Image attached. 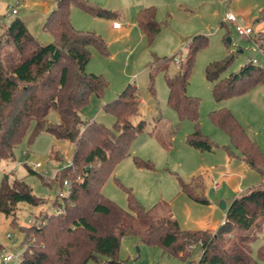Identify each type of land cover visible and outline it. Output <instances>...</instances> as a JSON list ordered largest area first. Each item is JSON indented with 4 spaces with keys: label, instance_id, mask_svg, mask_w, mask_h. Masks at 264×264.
I'll list each match as a JSON object with an SVG mask.
<instances>
[{
    "label": "trees",
    "instance_id": "1",
    "mask_svg": "<svg viewBox=\"0 0 264 264\" xmlns=\"http://www.w3.org/2000/svg\"><path fill=\"white\" fill-rule=\"evenodd\" d=\"M54 2L43 23L44 29L53 36L52 41L40 42L20 17L11 20L0 33V165L15 161V148L31 123L29 143L46 131L75 144L71 155L73 166L60 170L53 179L63 184L64 179L69 178L71 193L63 199L57 194L51 200L55 207L53 212L19 227L24 233L25 245L20 264H86L90 258L97 264H123L118 255L121 240L139 234L140 226H143L144 242L161 246L169 255L183 259L185 264H261L253 254L251 243L252 233L261 228L264 220L263 182L235 196L223 221L214 229L183 227L173 214L155 217L130 189L129 209L104 194L103 184L117 164L130 154L133 139L145 128L144 119L133 122L140 114L138 86L128 82L115 98L104 103L103 108L115 117L113 127L85 119L83 109L91 96L102 97L109 87L103 74L87 70L91 49L95 47L107 53L108 46L101 34L73 25L72 6L97 17L115 19L116 12L89 0ZM135 21L150 43L161 31L155 5L142 7ZM207 42L204 34L191 38L177 72L166 73V83L168 104L176 110L179 120L189 119L195 124L194 131L187 135V142L211 151L213 145L199 126L200 99L187 91L197 51ZM176 55L177 52L170 57L154 54L148 66L151 80L163 70L161 62ZM232 58L233 53L229 52L206 67V76L212 82L213 94L219 103L264 83V66L252 60L243 64L239 71L221 77ZM51 110L59 114L57 123L48 119ZM209 114L213 123L229 135L245 162L263 172L262 151L232 110L221 106ZM134 161L141 168L153 167L149 160L136 155ZM179 180L181 190L189 197L209 203L203 173L193 175L189 181ZM45 201L13 170L4 171L0 183V211L12 216V224H16L20 202L40 205ZM197 246L201 247V254L193 260L191 257ZM4 247L0 244V256L10 250ZM261 251L260 257H264V249Z\"/></svg>",
    "mask_w": 264,
    "mask_h": 264
},
{
    "label": "rangeland",
    "instance_id": "2",
    "mask_svg": "<svg viewBox=\"0 0 264 264\" xmlns=\"http://www.w3.org/2000/svg\"><path fill=\"white\" fill-rule=\"evenodd\" d=\"M89 1L116 12V16L115 19L97 17L72 6L73 25L78 29L96 31L108 46L107 53H101L95 47L91 49L87 70L103 74L109 81V87L104 96H91L83 109V117L113 127L115 117L103 105L132 82L138 86L141 98L140 114L133 118V122L138 123L141 119L146 122L144 130L133 139L130 154L117 164L114 173L103 184L104 194L124 209H129L130 189L155 217L173 213L186 228H203L207 222L210 227L218 226L225 215L220 202L223 200L229 204L248 186L264 183V169L261 172L245 162L240 151L233 147L229 135L213 123L209 112L221 106L231 109L257 141L264 158V83L250 91L235 93L219 103L214 97L212 82L206 76V67L229 52L233 53V58L221 77L239 71L243 64L254 58L256 65L264 66V0ZM53 5L54 0H0V33L11 20L20 17L40 42L52 41L53 36L43 27V19ZM149 5L157 7V19L162 24L161 31L151 43L135 21L137 12ZM12 8H17V13H11ZM229 11L235 13L240 22L250 24L253 33L240 35L234 24L225 20ZM113 19L121 22L122 29L112 28ZM197 34H204L208 42L197 51L187 91L200 99L199 126L213 145L211 151L187 142V135L194 131L195 124L189 119L180 121L176 110L168 104L166 73L175 74L180 60L162 61L163 70L152 80L147 70L154 54L170 57L177 52L176 57L181 59L187 52V42ZM48 119L57 123L58 112L51 110ZM32 127L33 123L15 148V161L8 162L6 167L4 163L0 165V183L4 169L13 170L32 187L35 195L47 202L40 205L20 202L15 225L12 224V216L0 211V244L11 252L25 248L21 225L37 222L45 213L55 210L51 200L57 196L62 184L53 179L60 169L59 161L70 157L75 149L74 143L46 131L29 143ZM135 155L149 160L153 167H138ZM37 162L42 166L35 167ZM199 173L206 177L205 195L209 199L206 204L189 197L180 186L179 178L189 181ZM214 180L221 184L218 192L211 186ZM139 231V234L121 240L118 255L123 264H185L183 259L169 255L161 246L144 242L141 237L143 226ZM9 232L12 237L8 236ZM252 235L253 254L264 264V257H260L261 249H264V220L261 228ZM200 254L201 247L197 246L191 258L197 260ZM86 264L97 263L90 258Z\"/></svg>",
    "mask_w": 264,
    "mask_h": 264
},
{
    "label": "built area",
    "instance_id": "3",
    "mask_svg": "<svg viewBox=\"0 0 264 264\" xmlns=\"http://www.w3.org/2000/svg\"><path fill=\"white\" fill-rule=\"evenodd\" d=\"M17 8H12L11 9V13H17ZM225 20L232 22L237 30V32L240 35H245V36H249L253 33V27L250 24H246V23H242L238 20V17L235 13H233L232 11L227 12V14L225 15ZM114 26L119 27L121 26V22L120 21H114ZM257 47H259V45L257 44ZM176 61L180 60V57H175ZM253 62H256L257 60L254 58L252 59ZM180 62V61H179ZM27 152H25V155ZM59 165H60V169L56 171V174L63 169H66L70 166H73V159L72 156L64 158L62 160L59 161ZM35 167H40L42 166L41 162H37L34 165ZM55 174V175H56ZM72 182L69 178L64 179L63 184L61 186V189L58 192V196L63 199V198H67L69 197L70 193H71V189H72ZM212 188L213 190L216 192L219 190V188L221 187V184L219 181L214 180L212 182ZM60 210V209H58ZM9 237H12V233L9 232L8 233ZM23 261V251L20 252H11V250L4 252L1 254L0 256V264H20Z\"/></svg>",
    "mask_w": 264,
    "mask_h": 264
},
{
    "label": "crops",
    "instance_id": "4",
    "mask_svg": "<svg viewBox=\"0 0 264 264\" xmlns=\"http://www.w3.org/2000/svg\"><path fill=\"white\" fill-rule=\"evenodd\" d=\"M53 7H54V5H53ZM53 7H52V8H53ZM143 7H145V6H143ZM52 8H48V10H47V12H46V14H45V16H44L43 22H44V20H45V18H46V16H47V14L51 11ZM24 21H25V20H24ZM114 21H119V20H112V28H114V29H122V24H121V26L116 27V26H114V24H113ZM25 22H26V21H25ZM26 24H27V23H26ZM147 70L149 71V68H148V67H147ZM88 71H93V70H88ZM122 88H123V87H122ZM122 88H121V90H122ZM121 90H120V91H121ZM120 91H119V92H120ZM117 95H118V94H117ZM140 99H141V98H140ZM234 154H235V153H234ZM235 155H236V154H235ZM3 163H4V166H5V167L8 166V163H6V162H3ZM4 171H5V169H4ZM248 187H250V186H248ZM248 187H247V188H248ZM220 188H221V187H220ZM220 188H219V189H220ZM218 191H219V190H218ZM218 191H216V192H218ZM231 202H232V200H231ZM231 202H230V203H231ZM230 203H229V204L226 203L227 206H229ZM225 211H226V210H225ZM172 214H173V213H172ZM173 216H174V214H173ZM223 219H224V218H223ZM222 221H223V220H222ZM206 225H207V226H204L203 228H213V229H214V228L217 227V226H215V227H210V226H208V225H209L208 222H207Z\"/></svg>",
    "mask_w": 264,
    "mask_h": 264
},
{
    "label": "water",
    "instance_id": "5",
    "mask_svg": "<svg viewBox=\"0 0 264 264\" xmlns=\"http://www.w3.org/2000/svg\"><path fill=\"white\" fill-rule=\"evenodd\" d=\"M228 40H230V38H228ZM220 206L224 209V210H227L229 208V206H227L226 202L225 201H221L220 202Z\"/></svg>",
    "mask_w": 264,
    "mask_h": 264
}]
</instances>
